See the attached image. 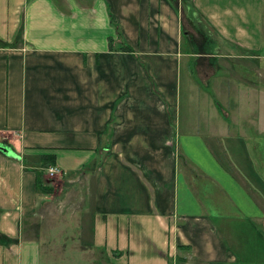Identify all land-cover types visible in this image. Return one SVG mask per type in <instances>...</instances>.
<instances>
[{
  "label": "crops",
  "instance_id": "1",
  "mask_svg": "<svg viewBox=\"0 0 264 264\" xmlns=\"http://www.w3.org/2000/svg\"><path fill=\"white\" fill-rule=\"evenodd\" d=\"M85 1L0 0V264H264V1Z\"/></svg>",
  "mask_w": 264,
  "mask_h": 264
},
{
  "label": "rangeland",
  "instance_id": "2",
  "mask_svg": "<svg viewBox=\"0 0 264 264\" xmlns=\"http://www.w3.org/2000/svg\"><path fill=\"white\" fill-rule=\"evenodd\" d=\"M55 1H59L60 3H61V0H55ZM81 1H83V0H81ZM264 1V0H263ZM88 2H89V0H86L84 3H86V5H87V7L89 8V4H88ZM63 5H64V3H63ZM185 8L186 7H183V16L185 15ZM110 25H111V27H112V29L116 32V30H118V27H117V25L115 24V23H113L112 21L110 22ZM263 32H264V18H263ZM128 33H115L113 36H111V35H109L108 34V38L109 39H111L113 42H111L112 43V49H113V52H118V53H127L128 51H130L131 52V49H130V45L128 44V45H126L124 42H126L125 41V39H124V42H123V40H122V36H124V37H127L126 35H127ZM133 35H134V33H130V37H133ZM107 38V39H108ZM183 44H184V42H183ZM125 47V48H124ZM262 47H263V51L260 53L262 56H264V33H263V44H262ZM117 48H119V49H121V50H118ZM126 49V50H124V49ZM116 49H117V51H116ZM133 51V50H132ZM243 81H245V79L243 78ZM181 101H182V98H181ZM183 106H184V104L182 103V102H180V110H182L183 111ZM223 106V104L221 103V102H219V108H221ZM211 139H213V136H210L209 137V140L211 141ZM1 143V142H0ZM167 145H172V146H174L173 145V143H172V141H168L167 143H166ZM1 145V144H0ZM212 145H213V143H212ZM216 154H218L219 155V157H221V159H222V156H221V154H224V152L222 151V150H218V149H214L213 150ZM175 153V154H174ZM173 154H174V158H177L178 156H181V153H180V151H173ZM178 156H177V155ZM225 155V154H224ZM226 156V155H225ZM48 178H51L50 179V182L49 183H45V184H48V186H50L49 184L50 183H54V185H56V178H54V177H48ZM43 180H44V178H43ZM52 180V181H51ZM46 181V180H45ZM64 181V180H63ZM44 183V182H43ZM51 187V186H50ZM65 189L67 188L66 187V185H64L63 186ZM52 190L54 189L53 187L51 188ZM82 220H85V218L83 217V219ZM244 232V234H246L245 235V237H247V240H251V238L249 237L248 238V231H246V230H244L243 231ZM247 232V233H246ZM249 234H251V232L249 231ZM82 251H85V250H83L82 249ZM60 253V252H59ZM65 254H68V255H66V257L67 258H69V260H65L62 264H105L103 261H102V259L97 255V254H95L96 255V257H94V255H92V257L90 258V259H86L85 258V260L83 259L84 258V253L83 254H81V253H70V252H66ZM79 254H81V255H79ZM78 261H81V262H78ZM82 261H85V262H82ZM61 263H58V264H61Z\"/></svg>",
  "mask_w": 264,
  "mask_h": 264
},
{
  "label": "trees",
  "instance_id": "3",
  "mask_svg": "<svg viewBox=\"0 0 264 264\" xmlns=\"http://www.w3.org/2000/svg\"><path fill=\"white\" fill-rule=\"evenodd\" d=\"M107 44H108V47L110 48V49H112V45H111V42H110V40L109 39H107ZM125 48V47H124ZM123 48V49H124ZM118 50H121V49H119V48H117ZM117 49H116V51H117ZM124 50H126V49H124ZM215 158L217 159V161L219 162V164H222V162H221V157H218V156H216L215 155ZM46 163V165H50V162L48 161V162H45ZM36 188H38V190L40 191V192H42V193H48L51 189H49V188H47V187H43V186H41L40 185V183L39 182H37L36 183Z\"/></svg>",
  "mask_w": 264,
  "mask_h": 264
},
{
  "label": "built area",
  "instance_id": "4",
  "mask_svg": "<svg viewBox=\"0 0 264 264\" xmlns=\"http://www.w3.org/2000/svg\"><path fill=\"white\" fill-rule=\"evenodd\" d=\"M55 172H56L55 169L52 168V167H48V168L46 169V174H47L49 177L52 176Z\"/></svg>",
  "mask_w": 264,
  "mask_h": 264
}]
</instances>
